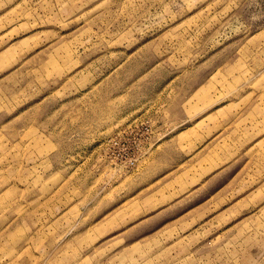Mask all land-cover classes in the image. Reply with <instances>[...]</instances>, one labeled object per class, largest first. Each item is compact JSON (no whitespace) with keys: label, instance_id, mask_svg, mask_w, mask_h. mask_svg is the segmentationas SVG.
Segmentation results:
<instances>
[{"label":"rangeland","instance_id":"374dc122","mask_svg":"<svg viewBox=\"0 0 264 264\" xmlns=\"http://www.w3.org/2000/svg\"><path fill=\"white\" fill-rule=\"evenodd\" d=\"M0 264H264V0H0Z\"/></svg>","mask_w":264,"mask_h":264},{"label":"crops","instance_id":"0c3cea01","mask_svg":"<svg viewBox=\"0 0 264 264\" xmlns=\"http://www.w3.org/2000/svg\"><path fill=\"white\" fill-rule=\"evenodd\" d=\"M212 96L208 95L205 99H203V104L207 105L208 103H212L209 106L214 104V100H216L215 98L212 100ZM214 101V102H213ZM232 101H227L219 106H217L214 110L209 111L207 114H203L201 115V119L200 120H195V124L199 123L201 121V127H203V129L209 128L210 127H217L218 125H221L219 127H217L216 129H225L223 136L222 137H218L215 139L214 137V132H211L212 136H211V144L206 145V147H200L199 149H201L200 151H198V153H196L195 155L199 154L198 157V162L201 163V178L204 176H206V174H210V172L215 169L214 167H212V170L209 171H205L206 167L208 166H213L212 164L216 161V159L214 158V156L212 155L213 152H215L216 150L220 149V148H230V146L232 145V143L230 141H228L229 137L231 136L232 132L236 131L237 129V124L240 118H239V111L236 110H230L229 108L232 106ZM208 106V107H209ZM234 106V105H233ZM207 108V107H206ZM219 112L223 114H226V116L222 119H216L215 114ZM219 116V115H218ZM209 119H211L212 121H210ZM218 123V125H216ZM222 123V124H221ZM211 124V125H210ZM192 126H189V128H185L179 131H176L172 136L166 137L164 139H162L164 137V134H162L161 136H156V133H154V135H151L150 138V143L149 146L147 147V152H150V150L152 151L149 154L148 157V161L146 162L144 167H149L151 166V168L149 170L155 171V170H160L162 169V165H166L163 163H167V156H168V152L169 150L171 151L172 146L174 147V145L176 144V140L179 139L180 135L183 133H189L191 130H189ZM201 128V140L206 139L207 137V131L203 130ZM214 130V129H213ZM155 131H157V128L155 129ZM166 134V133H165ZM163 136V137H162ZM228 137V139H227ZM214 138V139H213ZM162 139V140H161ZM202 143V142H201ZM202 145V144H201ZM224 149V148H223ZM148 154V153H147ZM197 162V160L195 161ZM166 168V167H164ZM202 171H204L202 173ZM168 173L165 170H162V173L160 175H158L156 178H154L153 180H149L146 182L145 185H150L152 183L155 182V180L161 179L163 178L165 175H167ZM216 174H212L209 175L208 177H205V183L201 182L202 184H206L209 183L215 176ZM154 181V182H153ZM166 180L161 181V184H159V187H161L164 191V189H166L167 186H171L173 183L172 182H166ZM182 185H184V183H182ZM142 186V185H141ZM208 186V185H207ZM154 197H152V201H159L160 203L157 204L155 207L152 205V207L154 208H160L161 206H163V204H165L167 201L164 200H155L153 199ZM151 201V202H152ZM153 208V209H154Z\"/></svg>","mask_w":264,"mask_h":264},{"label":"built area","instance_id":"2783aa9c","mask_svg":"<svg viewBox=\"0 0 264 264\" xmlns=\"http://www.w3.org/2000/svg\"><path fill=\"white\" fill-rule=\"evenodd\" d=\"M149 146V145H148ZM136 152H137V154H141V152H142V150L144 149V146H142V145H139L138 147H136ZM145 149H146V147H145ZM133 159V163L135 162L136 163V160H137V156H135V157H130L129 158V160H132Z\"/></svg>","mask_w":264,"mask_h":264}]
</instances>
